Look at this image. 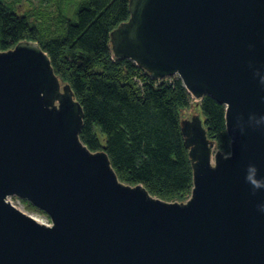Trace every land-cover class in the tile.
I'll use <instances>...</instances> for the list:
<instances>
[{"label": "water", "instance_id": "1", "mask_svg": "<svg viewBox=\"0 0 264 264\" xmlns=\"http://www.w3.org/2000/svg\"><path fill=\"white\" fill-rule=\"evenodd\" d=\"M116 57L193 98L182 131L194 168L184 202L121 182L81 141L84 110L38 42L0 51V264H264V0H129ZM226 107L216 151L198 99ZM28 201L51 225L17 208Z\"/></svg>", "mask_w": 264, "mask_h": 264}, {"label": "trees", "instance_id": "2", "mask_svg": "<svg viewBox=\"0 0 264 264\" xmlns=\"http://www.w3.org/2000/svg\"><path fill=\"white\" fill-rule=\"evenodd\" d=\"M24 1L0 0V51L25 40L38 42L83 107L80 139L88 149L106 151L124 184L142 185L167 202H186L194 168L182 121L195 98L179 77L159 81L115 56L111 34L129 21V0H52L54 12L22 10ZM199 110L217 150L230 154L225 105L205 96Z\"/></svg>", "mask_w": 264, "mask_h": 264}, {"label": "rangeland", "instance_id": "3", "mask_svg": "<svg viewBox=\"0 0 264 264\" xmlns=\"http://www.w3.org/2000/svg\"><path fill=\"white\" fill-rule=\"evenodd\" d=\"M51 2L52 0H25L19 5L22 10L24 9L29 10L35 7V8H43L45 10L54 12L55 6ZM196 102H197V99L194 100L192 108L183 113L184 119H188V118L191 119L194 116ZM201 102H202V99H198V104H197L198 115L200 114L199 105L201 104ZM215 149L216 151H218L217 147ZM15 203L17 204V208L22 209L23 211H25L26 214L33 216L34 218L38 219L40 222H46L47 220H49V217L44 212L26 208L23 201L21 202L16 201Z\"/></svg>", "mask_w": 264, "mask_h": 264}, {"label": "built area", "instance_id": "4", "mask_svg": "<svg viewBox=\"0 0 264 264\" xmlns=\"http://www.w3.org/2000/svg\"><path fill=\"white\" fill-rule=\"evenodd\" d=\"M174 77H178V76H174ZM174 77H167V78H165V79H157V80H159V81H164V80H167V79H170V78H174ZM139 84H140V86L142 85V82L140 81V80H136ZM8 201H10L13 205H15L16 207H17V204L15 203L16 201L17 202H21L22 200H20V199H18V198H16V197H9L8 198ZM22 210V209H21ZM23 211V210H22ZM25 212V211H24ZM31 216V215H30ZM33 217V216H32ZM34 218V217H33ZM36 219V218H35ZM38 222H40L38 219H36ZM40 223H42V224H46V225H51V221H50V219L49 220H47L46 222H40Z\"/></svg>", "mask_w": 264, "mask_h": 264}]
</instances>
